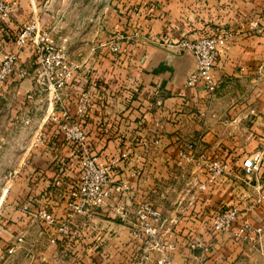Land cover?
<instances>
[{
  "label": "crops",
  "instance_id": "1",
  "mask_svg": "<svg viewBox=\"0 0 264 264\" xmlns=\"http://www.w3.org/2000/svg\"><path fill=\"white\" fill-rule=\"evenodd\" d=\"M44 1L17 0L8 34H0V60L6 51L16 52L15 73L27 71L20 77L13 73L0 90L3 116L14 117L6 132L34 128V138L42 136L31 143V158L20 160V179L31 183L22 185L38 203L44 202L42 192L52 175L49 168L70 159V150L62 145V134L50 116L60 117L64 106L74 114L75 98L88 92L92 105L82 125L93 153L104 162L127 152L117 171H137L132 178L137 200L153 196L154 176L160 171L164 181L173 182L174 176L178 182L191 181L189 188L194 186L195 193L178 194L188 203L187 215L167 217L165 210L153 204L165 217L162 241L177 243L174 263L195 261L199 251L191 252L182 240L188 233L203 232L193 216L221 200L229 201L231 195L225 185L217 193L198 196L196 183L201 175L190 166L178 167L175 152L186 140L199 147L250 152L257 139L264 137V0H156L155 9L150 8V0ZM36 16L42 28H52L72 69L56 102L36 91L37 60L32 49L18 48L13 40L15 28ZM116 30L139 33L131 54L114 55L100 45ZM224 31L227 36L218 44L212 71L214 92L209 93L202 83L187 86L195 59L179 42ZM26 112L29 126L23 122ZM24 196L19 201L24 202ZM51 203L54 214L63 218L61 193H54ZM20 207L15 213L18 220L0 225V264H128L140 253L142 242L131 233L130 213L120 218L107 209L99 210L74 246L67 247L55 240L54 229L30 221ZM244 213L253 223L264 224V204ZM19 227L24 228V239L7 254L6 247ZM152 255L158 252L153 250ZM207 256L209 264H264L256 246L234 240L230 234L214 241Z\"/></svg>",
  "mask_w": 264,
  "mask_h": 264
},
{
  "label": "built area",
  "instance_id": "2",
  "mask_svg": "<svg viewBox=\"0 0 264 264\" xmlns=\"http://www.w3.org/2000/svg\"><path fill=\"white\" fill-rule=\"evenodd\" d=\"M150 1V8L155 9L156 0ZM16 6L17 0H0V34H8L10 15ZM138 35L137 31L129 34L116 30L100 45L114 55L131 54ZM226 36V31L222 35L205 33L195 39L179 42V46L195 59V69L186 78L187 86L194 87L202 83L205 90L214 92L216 82L212 71L218 56V44ZM13 38L18 48L30 44L36 56V91L45 93L53 102L59 101L60 91L72 77V69L63 48L52 34V28H42L36 16L18 25ZM16 60V52L6 51L2 55L0 90L15 73ZM17 73L26 76L27 71L20 69ZM91 105L90 94L81 92L75 98L74 114L64 106L60 117L50 116L57 123L63 143L71 149L70 159L61 160L54 168L51 181L42 192L44 202L38 203L34 196L28 194L20 205L22 212L30 221L42 223L46 229H54L55 240L67 247L74 246L99 210L107 209L113 217L120 218H126L130 213L131 233L141 240L142 247L139 255L128 264H175L176 241L161 239L165 223L163 210L147 199H136L132 178L137 175V171H117L119 161L126 160L127 152L104 162L98 161L93 153V144L82 125ZM23 122L28 123L29 119L24 118ZM257 140V146L250 152L224 146L199 147L187 140L178 144L173 161L178 167L190 166L193 172L201 175V180L196 183L198 196L217 193L225 185L231 195L229 201L221 200L216 207L193 216L202 225L203 232L199 235L188 233L182 238L191 252L199 251L193 257L195 261L189 260L184 264H209L207 255L210 248L214 241L226 234H230L234 240L256 246L264 255V224L253 223L243 215L244 211L252 213L264 204V137ZM54 193H61L64 199L66 214L63 218L54 214L51 203ZM78 219L82 221L78 222ZM24 235V228L19 227L6 247L7 254L12 253L15 246L23 241ZM153 250L158 252L157 256L152 255Z\"/></svg>",
  "mask_w": 264,
  "mask_h": 264
},
{
  "label": "rangeland",
  "instance_id": "3",
  "mask_svg": "<svg viewBox=\"0 0 264 264\" xmlns=\"http://www.w3.org/2000/svg\"><path fill=\"white\" fill-rule=\"evenodd\" d=\"M11 45L14 46L15 44L12 43ZM26 47L30 49L31 45L27 44ZM34 68L35 67L33 65V67L31 68V72H33ZM25 114L26 115L24 116V118H29L27 112ZM13 121L14 117L9 119L3 116L0 105V225L5 224V222L7 221L9 222V220L13 221V218L17 220L19 218L18 214H15L20 205H22L23 203L22 200H19L21 199V197L24 199V194H27V196L29 194L30 190H27L25 188V185H31V183H24V181L20 179V169L22 168V165L19 166V163L21 158L24 156L31 158V155L33 154L31 143L34 141V139H36V141L42 139L41 135H38L36 136V138H34V128L31 130H22V132H6L7 129H5V126H8V122ZM27 126H29V124ZM62 145L68 147L71 152L70 147L64 144L63 141ZM56 166L57 165H54L49 168V172H51L52 175ZM66 166L64 167L66 168ZM174 177H176V180L173 182H168V180L164 181V177L162 176L160 171L156 176H154L153 184L155 189H153V196L144 199H147L152 203L154 202L160 208L165 210L164 212L166 213L165 215L167 217L175 215V218H179L180 216L187 215L185 211H188L189 209L188 203L185 205L186 200L184 199V197L179 198V192H182V195L186 193L190 195L193 194V192L195 193V190L194 186L189 188V183H191L189 179H187L188 181L182 179L181 182H178V177ZM50 181L51 179L49 180V182ZM47 185L44 188H46ZM179 185L182 187H180Z\"/></svg>",
  "mask_w": 264,
  "mask_h": 264
}]
</instances>
